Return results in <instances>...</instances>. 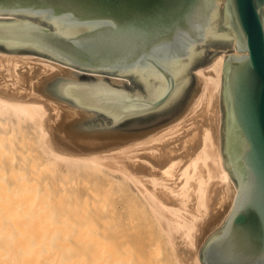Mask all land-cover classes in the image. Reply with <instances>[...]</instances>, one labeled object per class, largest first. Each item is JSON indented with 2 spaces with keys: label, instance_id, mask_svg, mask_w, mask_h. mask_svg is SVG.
<instances>
[{
  "label": "water",
  "instance_id": "obj_1",
  "mask_svg": "<svg viewBox=\"0 0 264 264\" xmlns=\"http://www.w3.org/2000/svg\"><path fill=\"white\" fill-rule=\"evenodd\" d=\"M0 52L39 103L51 149L104 152L186 114L193 71L224 58L220 147L234 205L199 249L201 264H264V0H0Z\"/></svg>",
  "mask_w": 264,
  "mask_h": 264
},
{
  "label": "bare ground",
  "instance_id": "obj_2",
  "mask_svg": "<svg viewBox=\"0 0 264 264\" xmlns=\"http://www.w3.org/2000/svg\"><path fill=\"white\" fill-rule=\"evenodd\" d=\"M15 61L55 70L48 62L0 52L6 85L16 83ZM223 65L220 55L195 70L202 90L186 114L143 138L98 153L51 149L44 126L46 106L0 96V264H96L105 254L109 260L101 264H142L139 246L127 248L146 242L126 229L135 222L131 206L126 214L124 206L133 201L145 212L155 241L168 247L169 261L201 264L200 246L222 224L236 194L220 147ZM31 151L36 156L29 155ZM45 170L56 171L51 177L64 181L92 176L101 188H89L90 204L77 193L64 197L66 189H61L63 198L56 199L55 191L67 182L51 188L48 178L43 179ZM124 185L132 192L127 196L130 203L127 197L114 200L113 193Z\"/></svg>",
  "mask_w": 264,
  "mask_h": 264
},
{
  "label": "rangeland",
  "instance_id": "obj_3",
  "mask_svg": "<svg viewBox=\"0 0 264 264\" xmlns=\"http://www.w3.org/2000/svg\"><path fill=\"white\" fill-rule=\"evenodd\" d=\"M193 73H195V71H193ZM29 147H31V148H33L31 145L29 146ZM33 152H35V151H33ZM38 153V152H37ZM31 154H33L32 156H36V152L35 153H32V151L30 152V154L29 155H31ZM38 155V154H37ZM28 170H29V168H28ZM28 170H26L25 171V173H30V171L28 172ZM48 172V173H47ZM24 173V174H25ZM43 173H45V174H43V179L44 178H48V183L50 184L49 186L51 187V188H54L55 186H54V183H57V185H58V182L59 183H63V182H67V184H65V186H64V188H62V186H60V188L58 187H56L57 188V191H55L56 193H55V195H54V198H56V199H58V197L59 196H61L62 195V193H61V189H66V191L67 192H65V193H63V196L65 197L66 195L67 196H72V195H74V193H77L80 197H81V199H83V198H85V197H87L88 196V194H89V192H88V190H89V188H92V187H99V188H101V186L100 185H98L97 186V184H95V177L94 178H92V176L90 177H82V178H80V176H73V177H70L68 180H66V181H64V180H62L63 178H61V177H51V174L53 173V174H55L56 173V171H50V170H45ZM51 179V180H50ZM79 179V180H78ZM62 180V181H61ZM74 180V181H73ZM70 181V182H69ZM101 181V180H100ZM102 182V184H104V185H106V183L105 182H103V181H101ZM100 183V182H99ZM73 184V185H72ZM82 184H83V186H82ZM77 185H78V189H77ZM121 185H123V184H121ZM69 186V187H68ZM82 186V187H81ZM121 187V186H120ZM127 186L126 185H124V189H122V190H119V191H117V192H114L113 194H114V200H116V202H117V200L120 198V197H127V196H131V195H129V194H132V192L130 193L129 191H128V188H126ZM58 189H59V192L61 193H59L58 192ZM124 190V191H123ZM120 191H123L124 192V194H126V193H128V195H122V192H120ZM58 192V193H57ZM70 194V195H69ZM111 194V193H110ZM107 195H108V193H107ZM134 195H136L135 193H133V196H132V198L134 199V198H136V196L134 197ZM63 196H61V198H63ZM66 196V197H67ZM123 198V199H124ZM131 198V197H130ZM110 199L112 200V196L110 195ZM127 200H129V203L130 202H132L133 200H130V199H128V197L126 198ZM126 199H124L125 201H126ZM63 200V199H62ZM69 200V199H68ZM64 201H66V200H64ZM83 201H86V203L87 204H90V202H91V199H90V197H87V200H84L83 199ZM68 202V201H67ZM124 203H128V201H126V202H124ZM128 203V204H129ZM127 204V205H128ZM131 206V210H132V213H131V215H133L134 217H133V219H134V224L133 225H131V224H129L128 223V226H127V230H129V234H130V236H136V234H137V239H143V240H145L146 242L142 245V244H134L135 246H133L132 245V242H131V245H132V248L129 246L130 244H127L128 246H127V248H130V249H136L135 247H137L138 248V246H139V249H137L136 251L139 253V251H140V253H141V257H142V259H143V261H142V264H174V262H171L172 261V259H171V254H170V252H169V249H168V247L166 246V244H162V242L161 243H159V241L157 240V241H155V238H154V234H153V230L150 228L151 227V225H150V223H148L147 221H146V218H145V212L144 213H142L141 212V210H139L140 209V207H139V204H137V205H134V201H133V204L132 205H128V208L126 207V205L124 206L125 207V209H124V213L126 214L127 213V211H128V209H129V207ZM139 207V208H138ZM120 208H122V207H117V209H119L118 211H120ZM90 211V208H88V212ZM130 212V211H129ZM124 214V215H125ZM136 218V219H135ZM133 223V222H132ZM131 225V226H130ZM130 226V227H129ZM129 227V228H128ZM152 228H154L153 226H152ZM152 237V238H151ZM152 240H151V239ZM157 238V237H156ZM57 240L56 242L58 243V241H60V238L59 237H55L54 238V240ZM139 239V240H140ZM158 239V238H157ZM53 240V244H54V241ZM154 240V241H153ZM56 243V244H57ZM67 243H69L70 244V240L67 242ZM72 243V242H71ZM55 244V245H56ZM157 244V245H156ZM55 245H53L54 247H55ZM153 250V251H152ZM166 250V251H165ZM133 252H134V254L136 253V251L135 250H132ZM155 251V252H154ZM158 251V252H157ZM156 252H157V254H156ZM155 253V254H154ZM166 253H168V255L166 254ZM101 255H103V254H101ZM106 256H103V259H99V260H97V263L96 264H101V262L102 261H104V262H108V260H109V257H108V255L107 254H105ZM169 255H170V257H169ZM168 257V258H167ZM170 258V259H169ZM169 260H171V261H169Z\"/></svg>",
  "mask_w": 264,
  "mask_h": 264
}]
</instances>
